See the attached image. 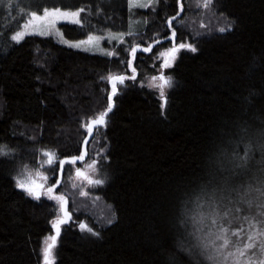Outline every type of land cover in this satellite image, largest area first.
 I'll return each instance as SVG.
<instances>
[{"label": "trees", "instance_id": "trees-1", "mask_svg": "<svg viewBox=\"0 0 264 264\" xmlns=\"http://www.w3.org/2000/svg\"><path fill=\"white\" fill-rule=\"evenodd\" d=\"M180 2L183 11L172 24L175 43H192L197 51H179L165 71L173 83L164 96L143 83L158 73L160 52L172 46L167 19L180 11L177 0L134 11L128 0L46 3L91 7L90 16L82 14L84 29L62 26L73 39L90 31L127 33L131 18L142 20L140 35L116 44L112 58L67 48L52 37L16 43L10 37L29 3L11 0L9 8L0 2V146L11 150L0 157V264H44L43 248L62 216L55 201L29 196L13 179L23 167L39 164L43 148L55 153L57 163L41 166L48 177L41 182L61 180L56 191L68 197L72 214L61 226L55 264H167L169 256L179 257L182 192L203 177L208 158L235 125L264 122V0H214L208 9L197 6L202 0ZM156 39L160 43L151 52L137 51L136 80H125L87 160L65 165L62 178L54 173L59 159L81 154L84 125L110 103L108 76L133 75L125 48L147 47ZM93 159L98 171L85 170L104 184L76 186L75 167ZM260 159L257 153L234 182L254 183ZM81 223L100 235L81 230ZM180 264L187 261L180 258Z\"/></svg>", "mask_w": 264, "mask_h": 264}, {"label": "snow or ice", "instance_id": "snow-or-ice-1", "mask_svg": "<svg viewBox=\"0 0 264 264\" xmlns=\"http://www.w3.org/2000/svg\"><path fill=\"white\" fill-rule=\"evenodd\" d=\"M153 0L141 2V0H128L132 7L148 8ZM158 2V0H157ZM179 3V9L175 16L167 19V25L171 28L172 46L160 52L163 57L162 69L171 67L181 49H189L192 52L197 51L192 43L181 41L175 43L176 28L172 27L173 21L177 20L183 11L184 5ZM214 0H202L198 2V7L210 8ZM13 5L10 2L8 7ZM21 14L25 16L24 22L19 25V29L11 34L10 39L19 43L28 35L52 36L55 35L63 43L70 47L82 49L84 51H100L104 55H118L116 52H109L100 46L103 36L96 35L93 32L87 33L86 39L68 40L64 38L63 31L57 27L59 21H65L69 24L85 28L82 13L91 15V7L84 5L59 6L55 3L49 5L38 4L33 8L30 4L20 9ZM232 26L229 24L228 28ZM226 29L221 27L219 31ZM125 35L134 37L140 35L132 30V25L128 26L127 33H108V39H116L120 43H125ZM160 40L156 39L147 47L137 43L125 51L130 54L128 67L131 68L133 75H109L108 81L111 83L110 103L105 111L100 112L98 116L85 124L87 136H92L95 126H106V117L112 111L114 101L112 96L117 94V84H123L125 80H136V68L133 61L136 58L137 51L151 52L155 44ZM154 86L159 89L161 96L164 95V89L172 87V79L166 76L161 70L158 75L153 76ZM88 139L83 141L87 146ZM259 153L261 159L256 161L259 165L260 175L254 178V183H235L234 177L242 175L249 171V166L256 160ZM46 157V163L53 165L57 163V157L52 151L43 153ZM11 150L7 145L0 146V157H9ZM87 148L79 155L66 156L58 160L54 173L58 170L63 175L65 165L75 166L78 162H84L87 157ZM96 160H91L84 167H75L77 177L93 187L104 184L103 179L95 178L89 171L91 169L98 171ZM27 170V166H25ZM41 176V173H37ZM44 181L48 180L45 175ZM15 186L24 190L29 196L39 200L41 196L55 201L62 216H57L53 222L55 234L51 235L43 248L44 264H55L54 248L56 247L58 237L61 231V225L71 218L68 211V197L63 192H57L61 180L55 179L53 183L45 186L37 179L32 178V173L27 175H17L13 178ZM75 187V185H73ZM86 194V193H85ZM254 210V211H253ZM111 224L113 221H107ZM179 238L175 242L176 251L179 257L171 255L167 264H180V258L187 261V264H264V259H257V253L264 257V122L260 127H254L248 123L235 125L227 135L223 137L220 145L215 152L208 158L207 166L203 177L192 187L182 192L181 208L176 220ZM246 226V227H245ZM81 230H87L95 236H99L93 228L85 223L80 224Z\"/></svg>", "mask_w": 264, "mask_h": 264}, {"label": "rangeland", "instance_id": "rangeland-1", "mask_svg": "<svg viewBox=\"0 0 264 264\" xmlns=\"http://www.w3.org/2000/svg\"><path fill=\"white\" fill-rule=\"evenodd\" d=\"M20 1H22V0H14L15 3H19ZM24 1H25L26 3H29V4L38 5V4H46L47 2H54V1H57V0H24ZM70 1H74V0H70ZM0 2H5L6 4L8 3L7 0H0ZM141 2H147V0H141ZM156 3H157V0H153L152 4H151L149 7L154 6ZM2 5H3V4H2ZM19 6H20V5H19ZM202 8H203V7H202ZM129 9H130L131 11H134V10H139V9L142 10V9H146V8H136V7H132V6L129 4ZM203 9H206V8H203ZM207 9H208V8H207ZM82 14H83V13H82ZM24 19H25V17H24L23 20L20 22V25L24 22ZM82 19H83V16H82ZM142 23H143V21L140 20V19H138V20H134V19L131 18V20H130V22H129V25L131 24V25H132V30L135 31V32H137V31H139L140 27L143 26ZM65 25H66V26H77V25H74V24H69V23H67V22H65V21H59V22L57 23V27L60 28V29L63 31V33H64V38H65V39H68V40H72V41H74V40H79V39L69 38V37L66 35V32L62 29V26H65ZM19 30H20V29H19ZM112 33H119V32H112ZM28 36H39V35H28ZM28 36H26V37H28ZM100 36H103V37H104V39L101 40V42H100V46H101V48H103V49H107L109 52H116V50H115V45H116V44H118V45L123 44V43H120L119 41H117L116 39H111V40H109V39H108V33H107V34H104V35H100ZM26 37H25V38H26ZM41 37H52V38H54L55 40H57L59 43H61L63 46H65V47H67V48H70V49H73V50H76V51L85 52V53H90V54L99 55V56H104V57H111V58H112V57H116V55H114V56H107V55H104V54H103L102 52H100V51H84V50H82V49H78V48L70 47L68 44L63 43V42H62L60 39H58L55 35H52V36H41ZM126 38H127V35H125V37H124V40H125V41H126ZM84 39H86V38H84ZM162 52H163V51H162ZM177 58H178V54H177V56H176L175 62H176ZM158 61H160V64L162 65L163 57H161L160 54H159V56H158ZM175 62H174V64H175ZM174 64H173L171 67L167 68V69H162L161 66H160V68L158 69V73H157L156 75H158L159 72H160L161 70H163L164 74L167 76V74L165 73V71H167V70H169L170 68H172V67L174 66ZM156 75H155V76H156ZM152 77H153V76L147 78V80L145 81V84L143 83V85L147 86L149 89H152V90H154V91H157V92L160 94L159 89L156 88V87L154 86V84H155L156 82H153V81H152V79H151ZM168 89H169V88H165V89H164V95H165V93L168 91ZM160 95H161V94H160ZM164 95H163V96H164ZM45 151H52V150L49 149V148H43V149H41V150H40L41 159H40L39 164H36V165H33V166H29V167H27V170H25V167H23L17 175L25 176V175H27L28 172H31V173H32V178L37 179V181H44L42 177L45 176V174L42 172V170H41V166H48V164L46 163L47 157L43 154ZM52 152H53V151H52ZM53 153H54V152H53ZM54 154H55V153H54ZM87 170H88V169H87ZM37 173H41L42 175H41V176H37V175H36ZM85 183H87V182H86V181H83L80 177L75 176V185H76V186H82V185H85ZM23 191H24V190H23ZM24 192H25V191H24ZM25 193H26V192H25ZM257 259H264V257L260 256L259 253H257Z\"/></svg>", "mask_w": 264, "mask_h": 264}, {"label": "water", "instance_id": "water-1", "mask_svg": "<svg viewBox=\"0 0 264 264\" xmlns=\"http://www.w3.org/2000/svg\"><path fill=\"white\" fill-rule=\"evenodd\" d=\"M125 85H126V82H124L123 84H119V83L117 84V88H118L117 94H116L115 96H112V100H113L114 102H115V98L118 96V94H120V89H121L122 87H125ZM109 86H110V94H109V96H111V88H112V86H111V83H110V82H109ZM109 102H110V101H109ZM114 105H115V103H114ZM113 110H114V106H113L111 112H113ZM111 112H109V113H111ZM109 113H108V114H109ZM106 121H107V117H106ZM101 127H104V126H95V127H94V131H93L92 136H90V137H89V136H86V138H85V139H88V141H89V143H88L87 146H85V145L83 144V147H82V151L84 150L85 147L87 148V153H88V155H87L85 161L87 160V158H88V156H89L88 147H89L90 143L92 142V140H93L94 137H95L96 130L99 129V128H101ZM78 163H82V162H78ZM61 178H62V175H61ZM38 182L43 183V182H41V181H38ZM44 184H45V183H44ZM42 197H43V196H41L40 199H41ZM68 211H69V201H68ZM69 212H70V211H69ZM62 215H63V213H62ZM71 220H72V214H71V218L68 219L64 224L69 223ZM62 225H63V224H62ZM62 225H61V226H62Z\"/></svg>", "mask_w": 264, "mask_h": 264}]
</instances>
